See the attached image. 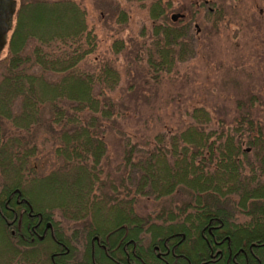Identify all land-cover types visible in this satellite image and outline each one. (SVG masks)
Listing matches in <instances>:
<instances>
[{
	"label": "trees",
	"instance_id": "1",
	"mask_svg": "<svg viewBox=\"0 0 264 264\" xmlns=\"http://www.w3.org/2000/svg\"><path fill=\"white\" fill-rule=\"evenodd\" d=\"M15 2L0 80V264H126V251L134 264H164L155 247L177 242L180 257L169 256L168 263L191 264L195 240L198 259L206 255L201 230L209 222L223 225L232 252H246V264H264V127L252 112L254 97L237 102L244 113L232 128H211V113L194 107L186 128L156 134L142 146L121 133L117 171L124 176L104 180L107 136L122 117L110 95L121 73L108 60L85 68L98 43L79 3ZM151 13L155 23L164 18L162 3ZM152 37L148 71L156 79L196 57L191 23L155 25ZM124 48L121 40L112 45L114 55ZM43 130L64 165L39 176L33 159ZM178 193L181 206L155 217L136 212L138 199L158 202ZM56 213L84 226L68 236ZM47 223L53 233L39 238ZM80 238L82 253L73 244Z\"/></svg>",
	"mask_w": 264,
	"mask_h": 264
},
{
	"label": "rangeland",
	"instance_id": "2",
	"mask_svg": "<svg viewBox=\"0 0 264 264\" xmlns=\"http://www.w3.org/2000/svg\"><path fill=\"white\" fill-rule=\"evenodd\" d=\"M74 1L87 11L88 25L98 43L85 68L108 60L121 73V83L110 95L122 117L107 136L108 154L102 165V179L119 180L124 176L123 169L117 171L123 154L121 133L142 146L156 134L186 128L190 123L188 113L194 107H204L211 113L214 123L211 128H232L235 119L244 113L237 109V102L254 97L256 104L252 112L264 127V0ZM157 2L162 3L165 17L155 23L151 12ZM220 14L223 16L216 26L214 21ZM174 15L183 18L174 22ZM162 23L177 28L191 23L196 35V57L179 64L171 75L156 79L148 71L147 54L152 46L154 26ZM9 35L10 32L7 40ZM116 40L125 44L119 55H114L112 50ZM7 57L6 45L0 54V80ZM37 145V156L33 159L37 175L46 176L64 165L56 157V145L45 130L40 133ZM184 200L180 193L158 202L138 199L136 212L142 217H155L163 208L181 206ZM56 215L68 236L84 226ZM237 219L248 221L244 215ZM73 244L83 251L84 239Z\"/></svg>",
	"mask_w": 264,
	"mask_h": 264
},
{
	"label": "flooded vegetation",
	"instance_id": "3",
	"mask_svg": "<svg viewBox=\"0 0 264 264\" xmlns=\"http://www.w3.org/2000/svg\"><path fill=\"white\" fill-rule=\"evenodd\" d=\"M17 207L20 206V200L16 201ZM13 210V209H12ZM2 217V214L0 215ZM41 223L38 222L35 224L33 229L40 230ZM223 225L215 226L212 222H209L205 225L201 230V242L206 245L205 256L198 259L197 257V240L193 242L191 253H192V263L191 264H246L248 262V256L243 249H239L237 253H233L230 247L231 240L228 236L224 235V231L222 230ZM14 234V231H12ZM47 232L53 233V225L47 223L43 227V231L39 238H44ZM97 244L106 249L104 246L100 244V241H96ZM171 244L166 246V248L161 249L160 247H155V251L157 252L158 258H160L164 264H169L167 257L172 256L173 258H179L180 256L174 253V247L178 245ZM126 264H134L133 259L129 251H126ZM254 260L260 262L258 257L254 256Z\"/></svg>",
	"mask_w": 264,
	"mask_h": 264
},
{
	"label": "water",
	"instance_id": "4",
	"mask_svg": "<svg viewBox=\"0 0 264 264\" xmlns=\"http://www.w3.org/2000/svg\"><path fill=\"white\" fill-rule=\"evenodd\" d=\"M16 10L14 0H0V54L7 44V35L10 31L11 21ZM181 15H174L172 20L176 22Z\"/></svg>",
	"mask_w": 264,
	"mask_h": 264
}]
</instances>
